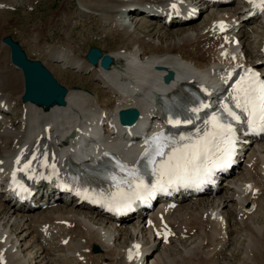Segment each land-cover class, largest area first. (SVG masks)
I'll list each match as a JSON object with an SVG mask.
<instances>
[{
	"label": "bare ground",
	"instance_id": "6f19581e",
	"mask_svg": "<svg viewBox=\"0 0 264 264\" xmlns=\"http://www.w3.org/2000/svg\"><path fill=\"white\" fill-rule=\"evenodd\" d=\"M17 1L0 0V2H11L13 5ZM21 1H28L30 6H34L33 0ZM78 1L83 6L81 15L93 14L100 18L104 21V27L117 29L116 35L125 42L116 50L107 52L115 59L109 70L102 69L100 65L89 64L85 57L79 55L81 51L77 53L73 46L52 44L46 46L45 35L43 40H39L40 33H35L36 36H34L32 32L30 36V29L26 30L28 39L30 42L33 41L31 46L34 51L44 56L45 62L48 61L58 70L69 67L75 72H89L92 80H95L91 87L79 84V86L69 88L67 103L64 106L54 105L45 109L31 102H26L25 105L28 107L27 118L32 127H35L37 123H42L43 126L48 124L47 130L52 132L53 136L47 142L54 149H63L58 154L65 157L66 161L71 164L78 153L77 150L88 148L97 125L104 129L108 137L112 136L115 128L111 123L116 118V112L121 108L138 107L148 117L157 119V110H160V107L158 102H150V94L182 90L183 80L194 77V75H187L193 67L204 68L200 77L206 81H212V72L215 69V64L212 63L215 62L216 57L215 50L207 46L212 41L208 32L204 33L205 26L203 25L206 19L212 17L213 12H205L200 20L193 23L185 24V22L174 20L170 26H161V19L153 21V18L148 16L147 19L142 14H145L147 10L151 11L150 5L162 2V0ZM137 9L140 12L136 15L138 17L142 15L140 17L142 20L140 22L129 20L133 11ZM220 11L236 17L241 22L238 33L242 36L243 47L249 60H252L250 55L253 52L259 56L264 43V39L260 38L264 36V23L255 21L252 24L246 21L243 5L236 4ZM7 12L0 10V98L8 100L10 113L14 120H18L19 127H21L20 122L23 119L25 108L22 99L24 78L21 69L15 67L9 59L8 47L1 45L7 23ZM246 23L248 24L245 27ZM32 29L34 32H39L35 24ZM103 33H106V30ZM122 49H125L124 53L120 52ZM120 58L126 60L124 65L117 63ZM158 66L162 69H158ZM171 70H174L177 75L171 84L164 87L155 86L145 78V75L155 76L156 81H161L163 75ZM98 84L100 88L97 87ZM106 96L108 102L101 100V97ZM96 111L106 115L101 119L103 123H98L92 117L88 118V115ZM80 120H85L88 124L84 131L76 129V123ZM3 123L9 126V131L5 130L0 137L4 139V143L16 145L21 131L7 119L6 122L1 123L0 132ZM140 125L141 122L138 126ZM29 129L28 122L27 130ZM39 130L40 127L36 130V140ZM22 133H25V129ZM72 133H75L73 136L79 133V136L68 139ZM117 134L119 137L122 132L118 130ZM261 146L262 152L254 150L255 155L251 154L253 164L251 170L241 175L243 179L252 181L254 187L263 189L262 195L253 196L246 190L241 192L236 188V182H228L221 185L214 198H205L180 205L171 214V220L179 226L181 233L187 234V237L178 236L169 243L162 242L158 237L150 239L142 247L141 263L164 264L162 257L169 251H180L186 256L200 251L201 256L196 259L197 264H231L230 260L235 255L232 244L238 243L237 248L241 247L242 256L237 264H264V178L262 174L264 166L261 171L264 160L257 161L256 159L259 157L258 153L264 154V143ZM7 150V145L3 146L2 143L0 154ZM80 159L82 160V157ZM249 177L251 179L248 180ZM68 209V213H65L63 209H58L56 214L54 209H49L32 214H20L0 199V227L9 228V231L3 230L0 234V238L6 236V242H0V244L6 246L10 243L7 249L9 262L15 260L16 264H129L123 256L120 243L131 239L135 234L147 233L146 229L139 230L138 226L133 227V225L115 228L112 222L100 217L109 225L106 229V227L97 226L94 221L98 214L87 209L83 210L81 207H68ZM64 219L75 222V226L66 230L62 225L54 224L56 220ZM48 223L54 224L52 227L54 232L67 231V233L63 237L42 240L39 229L43 224ZM13 229L18 233H15ZM74 233H78V238L74 236ZM67 235H72L71 240L67 245H62L61 242ZM121 238L125 240L122 241ZM54 242L58 244L59 249L56 246L51 247ZM95 245L100 247L101 254L92 253L90 249ZM13 248H16L15 251H12ZM41 249L42 251L39 252ZM88 249L90 251L86 252ZM70 250L84 251V259L76 261L74 256L69 255ZM151 250L153 251L149 254Z\"/></svg>",
	"mask_w": 264,
	"mask_h": 264
},
{
	"label": "snow or ice",
	"instance_id": "6c2138e0",
	"mask_svg": "<svg viewBox=\"0 0 264 264\" xmlns=\"http://www.w3.org/2000/svg\"><path fill=\"white\" fill-rule=\"evenodd\" d=\"M249 2L264 11V0ZM192 111L196 113L199 109ZM222 112L228 119H224L220 114H213L206 122L209 127L197 138L180 137L177 141L163 134L155 135L151 150L146 152L145 156L149 157L148 162L153 166L152 171L157 176V183L149 186L137 170H130L129 176L132 179L117 183L118 191L113 194V199L124 201L125 207H130L133 198L146 200L156 190L167 191L168 186H198L210 178L216 168L229 166L237 143V124L244 123L253 132L264 133V79L259 72L253 69L245 70L232 88L230 104L225 103ZM170 123L180 124L181 121ZM27 167L29 165H25V168ZM119 167L121 170L125 168L122 164ZM112 179L116 180V177ZM121 183L128 185L129 192L120 188ZM135 247L139 248V245ZM131 255L130 250V258Z\"/></svg>",
	"mask_w": 264,
	"mask_h": 264
},
{
	"label": "rangeland",
	"instance_id": "374dc122",
	"mask_svg": "<svg viewBox=\"0 0 264 264\" xmlns=\"http://www.w3.org/2000/svg\"><path fill=\"white\" fill-rule=\"evenodd\" d=\"M35 1L38 3L35 6V9L30 12L28 9L29 8L28 2H26L25 5H21L19 11L16 12L8 11L7 18L9 22L6 24V34H5V35L13 34L17 38V40H20L22 43H24L27 51L30 54H32V49L34 51V48H32L33 46H31L30 44V40L27 37L25 38L24 34H14L17 31H15L14 33L13 31L19 28L32 29L33 24H35L36 28L39 30L38 33L35 32L36 34L40 33V35L41 34L44 35L46 32H49V35L44 37L45 41L48 40V41H57V43H65L67 41L64 39L65 32L68 33V36L71 41L68 40L67 42L73 44L78 43L79 49L77 50V52L83 50L80 53L87 52L89 47L94 45L99 46L104 50V52L107 53L110 52V50H116L117 47H119V45L124 44V40H122L120 37L118 38L116 34L110 33L107 36L100 35L101 32H99V28H102L101 23H95L92 20V18L87 16L79 17L78 13L81 10V4H79L78 0H69V1L68 0H35ZM62 5H64V7ZM85 25L88 31H83ZM97 32L99 33L96 34ZM29 35L31 36L30 30H29ZM43 35L41 36L43 37ZM46 62L47 65L50 67V69L52 71H55V74L59 79V81L68 88H71L72 86L75 85L79 86V84H84L91 87L94 83V81L91 80L90 76H87V74H82L75 71H74L75 73H73L71 70L68 71H64L63 69L58 70L55 69L48 61ZM120 62L124 63V61L122 60H120ZM79 75L82 77H78ZM97 87L100 88V85L98 84ZM102 98L105 99V97H101V99ZM105 100L106 102L108 101L107 98ZM237 244L238 243H236V245L232 244L233 247L232 250L235 252V255H233L230 260V262H232L231 264H237L238 259L241 258L242 256V254L240 253L241 247L238 249ZM41 251L42 249L39 252ZM92 253L101 254L102 250L100 251V253L94 251H92ZM176 253H177V258L172 259L175 258L174 255L171 258L169 256L170 251L166 252V254L163 255L162 257L163 263L164 264L166 263L197 264L196 259L198 258V256H201L200 251L199 253L196 252L191 256L183 255V253H181L180 251H177ZM178 257H179V261H178Z\"/></svg>",
	"mask_w": 264,
	"mask_h": 264
},
{
	"label": "water",
	"instance_id": "95a60500",
	"mask_svg": "<svg viewBox=\"0 0 264 264\" xmlns=\"http://www.w3.org/2000/svg\"><path fill=\"white\" fill-rule=\"evenodd\" d=\"M6 41L13 47L14 61L19 63L25 72L26 90L23 95L24 100H31L47 108L53 103L65 104L64 96L67 89L58 83L53 74L40 61L28 60L19 44L14 42L11 37H7ZM101 56H103L102 66L108 68L113 60L111 55H103V52L97 47H92L88 53L89 60L94 64L98 63ZM136 117L137 112H135L130 122H133Z\"/></svg>",
	"mask_w": 264,
	"mask_h": 264
}]
</instances>
